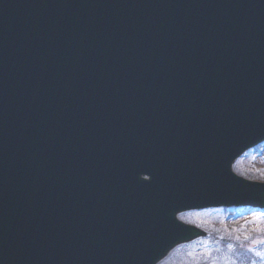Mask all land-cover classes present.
<instances>
[{"label":"water","instance_id":"water-1","mask_svg":"<svg viewBox=\"0 0 264 264\" xmlns=\"http://www.w3.org/2000/svg\"><path fill=\"white\" fill-rule=\"evenodd\" d=\"M263 141L264 0H0V264H159Z\"/></svg>","mask_w":264,"mask_h":264},{"label":"rangeland","instance_id":"rangeland-1","mask_svg":"<svg viewBox=\"0 0 264 264\" xmlns=\"http://www.w3.org/2000/svg\"><path fill=\"white\" fill-rule=\"evenodd\" d=\"M234 170L264 182V148L243 156ZM181 219L208 236L174 248L159 264H264V211L216 209L182 213Z\"/></svg>","mask_w":264,"mask_h":264},{"label":"snow or ice","instance_id":"snow-or-ice-1","mask_svg":"<svg viewBox=\"0 0 264 264\" xmlns=\"http://www.w3.org/2000/svg\"><path fill=\"white\" fill-rule=\"evenodd\" d=\"M261 243H264V241H261ZM257 255L259 256V255H262V254L258 252Z\"/></svg>","mask_w":264,"mask_h":264}]
</instances>
